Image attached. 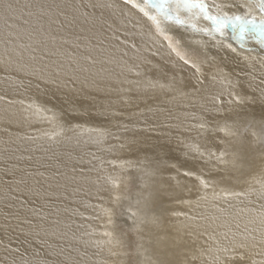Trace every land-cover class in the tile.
<instances>
[{
    "label": "bare ground",
    "instance_id": "bare-ground-1",
    "mask_svg": "<svg viewBox=\"0 0 264 264\" xmlns=\"http://www.w3.org/2000/svg\"><path fill=\"white\" fill-rule=\"evenodd\" d=\"M8 2L23 11L16 13L19 19L8 21L12 25L8 27L0 8V264L18 260L15 249L20 253L28 249L24 254L38 264L57 259L71 264H128L122 249L109 244L105 235L113 232L111 211L123 206V214L130 218L127 200H142L161 184L175 185L170 179L177 175L169 167L172 164L181 173H203L217 183L200 190L195 178L177 176L182 186L192 188L181 193L182 198L193 203L166 200L161 205L168 210L163 229L145 227V257L164 264H209L206 250L227 243L223 233L254 227L248 221L264 205V199L258 198L260 185L251 179L260 173L259 156L237 179L231 165L225 168L215 157L208 158V152L219 155L237 138L196 125L200 117L215 116L213 123L221 124L236 121L241 135L251 139L252 130L245 131L236 116L251 108L227 103L228 92L233 91L228 79L237 85L235 92L258 96L264 87V50L254 41L240 49L230 39V28L225 43L237 47L235 53L203 33L170 24L168 30L181 48L191 50L202 63L203 83L197 84L194 70L170 54L168 41L125 0ZM206 2L223 5L242 0ZM93 4L105 7L93 8ZM73 17L76 22L68 24ZM195 23L208 26L203 19ZM21 65L26 70H19ZM218 68L224 69L227 79ZM172 77L189 85L182 89L185 95L148 84L167 85ZM194 84L196 88L191 87ZM60 126L66 129L58 132ZM133 140L160 147L144 153ZM197 146L205 153L203 158L193 151ZM145 155L148 160L140 163ZM157 166L161 172L145 175ZM130 177L137 180L138 188L144 186L141 199L137 194L127 199ZM20 180L24 183L17 184ZM250 186L255 191L249 193ZM205 191L207 200L197 203ZM230 192L246 195L233 197ZM173 210L186 215L172 217ZM155 211L159 214L160 208ZM25 219L31 223H23ZM37 232L48 233L47 244L36 243ZM158 236L163 239L157 243ZM61 250L62 255H57ZM260 252V246L251 249L244 264L264 258Z\"/></svg>",
    "mask_w": 264,
    "mask_h": 264
},
{
    "label": "snow or ice",
    "instance_id": "snow-or-ice-1",
    "mask_svg": "<svg viewBox=\"0 0 264 264\" xmlns=\"http://www.w3.org/2000/svg\"><path fill=\"white\" fill-rule=\"evenodd\" d=\"M125 3L131 4L133 8H136L148 21L151 22L155 28L157 35H162L166 41H168V48L170 54H175V56L183 63V65L189 66L194 70V76L196 77L197 84L203 83L200 79L202 76V63L197 55H189L188 52L184 51L180 46V41L175 40L167 34L163 25L173 24L176 26H184L191 29L194 32L203 33L206 36L217 40L218 45L227 47L232 52H237V47H234L232 43H225L228 39V29H231V41H234L240 49H244L248 41H254L262 50H264V0H242L239 3H229V4H209L206 0H125ZM29 7V5H25ZM51 7V6H49ZM91 7H105V5L93 4ZM111 7V5H107ZM236 7L238 9H243V12H231V8ZM0 8H2L5 18V24L8 27L12 25L8 24L9 20L19 19L17 12L22 14V9L16 8L8 0H0ZM228 9V10H225ZM43 14V12L41 13ZM63 14V13H61ZM31 15V13H28ZM85 15L84 22L87 23V14ZM67 20V17H65ZM203 19L208 22L207 27H197L195 21ZM76 22V17L72 20H68V24ZM27 23V21H25ZM119 39V37H116ZM21 47H24L21 45ZM30 47V46H29ZM134 47V45H133ZM251 49H249L250 51ZM35 51V49H33ZM155 55V53H153ZM33 59L35 57L33 56ZM86 59L91 60V57ZM247 60V57H244ZM26 65H21L19 70H26ZM131 70V69H129ZM217 71L222 74L224 79H227V74L223 68H218ZM137 76L140 75L139 72L136 73ZM215 78V77H214ZM46 83L48 81H45ZM54 82V81H53ZM223 82V80L221 81ZM228 83L232 86L233 91L228 92L230 97L227 101L229 105H234L236 107L246 106L251 108V111H245L243 115L239 112L236 113L237 120L240 121L245 131L251 129V139L249 140L246 136L241 135L239 129L236 126V121L232 124L219 123L215 121V116H211L210 119H205L200 117L201 122L196 125L198 129L208 130L211 128L213 131L224 133L226 137L237 138L235 143H229L224 149L219 152V155L215 151L208 152V158L211 159L215 157L219 165L225 166L231 165V171L236 173V178L239 179L244 175L246 168H251L254 164L257 155L261 160V168L258 176H252L251 179L260 185V191L258 193V198L264 199V87L260 88L259 95H246L235 92L236 84H233L231 79H228ZM264 83V81H262ZM148 84L152 89H155L157 85L160 89L167 88L169 91H176L181 95L186 93L182 92V89L189 87L185 84L183 80L177 81L175 77H172L171 81L165 84H158V82L148 81ZM191 87L196 88V85H191ZM217 102L223 104L222 100L217 98ZM39 111V109H37ZM231 111V109H230ZM217 115L221 114V109L216 110ZM114 115L116 113H113ZM259 129L257 132L255 129ZM151 130V129H146ZM133 145H138L137 150L147 153L152 151L155 153L156 149L160 146L150 145L146 142L141 144L139 141L133 140L131 142ZM223 144L224 141H221ZM123 147V145H121ZM199 157L203 158L205 153L200 150L199 146L193 148ZM254 153L256 155H254ZM231 156V160L225 159V157ZM159 157L157 156V160ZM148 160L147 155L140 163H144ZM207 163V161H205ZM131 164V162H128ZM169 167L176 169L177 175L171 176L170 179L175 181V185L165 187L163 184L156 189L155 193H149L144 196L142 200H137L136 204L139 206L143 204V209L137 207L135 210L129 209L130 218L133 219V227L131 232L136 235V240L130 241L127 244L121 238H115L113 241V234L111 232H106L105 235L109 237L108 243L113 242L117 247L125 248L122 254L129 257L128 264H164L162 261H153L148 257H145V252L147 249L144 247L143 241L145 239V227L151 226L152 228L161 231L163 229L164 213L168 210L161 207V205L166 200H173L177 204L189 205L193 203L188 199L182 198L181 193L191 192L192 188L181 185L177 176L183 175L184 177L195 178L198 181L200 190H207L209 187H213L217 182L214 180H209L204 177L203 173L197 174L194 171L185 170L181 173L180 169L177 168L175 164ZM162 169L157 166L156 168L146 171L145 175L154 176ZM42 175V174H41ZM24 183L23 180L17 181V184ZM31 191V189H28ZM255 191L249 188V193ZM233 197L245 196L244 192H230L227 193ZM201 200H207L206 191L205 194L199 195L197 203ZM160 207V213L157 214L155 209ZM170 215L172 217L185 216L184 212L171 211ZM189 220L192 217H187ZM25 224H30L31 221L25 219L23 221ZM248 224L254 225V227L249 228L247 225L243 232H231L229 236L228 232L223 233L227 243H217L215 248L207 249L211 259L209 264H244L248 259V254L251 249L257 246L261 247L260 255L264 257V205L261 206V211L248 221ZM239 228V225H237ZM48 233L45 232L44 236H41L39 232L36 233V243L43 245L47 244V240L44 238ZM162 236L157 237V243L162 240ZM149 243H152L151 237H149ZM49 248L53 245L49 244ZM28 249L24 250L27 253ZM15 252L19 255V259H14L12 264H38L37 261L29 260L24 253H20L19 249H15ZM63 250L57 255H62ZM36 255H39L37 253ZM52 255V253H49ZM113 255H116L114 252ZM203 255V252L201 253ZM195 260V257H193ZM52 264H71L68 259H57L52 261ZM250 264H264V258L259 261L252 259Z\"/></svg>",
    "mask_w": 264,
    "mask_h": 264
},
{
    "label": "rangeland",
    "instance_id": "rangeland-1",
    "mask_svg": "<svg viewBox=\"0 0 264 264\" xmlns=\"http://www.w3.org/2000/svg\"><path fill=\"white\" fill-rule=\"evenodd\" d=\"M169 26H170V24L163 25V27L165 28V31L167 32V34L170 35L173 38V41H175L176 40L175 39L176 36L173 35V33H172L171 30H168ZM166 28H167V30H166ZM178 38L179 37H177V39ZM183 50L186 51V52H188V54L190 56L191 55H194V53L191 50H186V49H183ZM62 127L63 126H60V128H58V130H59L58 132H62V131H64L66 129L65 126H64V129ZM126 184L125 185L127 187H126V193H125V195H126L127 199H129V198L131 199L130 196H132L133 194H137V196L140 199L143 196L142 194L145 195L144 186L142 187V184H141L140 188H138L139 183H137V180H134L133 178L130 177L129 180L126 182ZM121 198H122V196L120 197V199ZM126 203H129L128 205L130 206V208L136 209L137 206H138L136 204V201L130 202V201L127 200ZM138 207H140V205ZM122 210H123V206H117L114 209H112L113 212L111 211V215H112L111 216V222H112L111 224H112V228L114 227L113 230H112L113 231L112 233H113V235H114L115 238H121L127 244L130 241L136 240L137 237H136L135 234H133L131 232V229L133 227V225H132L133 224V219L132 218H128V216L126 217V215L123 214ZM120 230L123 231V232H121ZM118 236H120V237H118ZM118 248L122 249L121 250L122 251L121 253H123L124 251H126L125 248H121V247H118ZM122 256H123V259H126L127 258L126 260H129V257H126L123 254H122Z\"/></svg>",
    "mask_w": 264,
    "mask_h": 264
}]
</instances>
